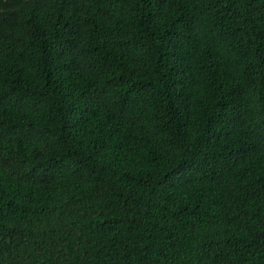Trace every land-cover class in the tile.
<instances>
[{
  "label": "trees",
  "instance_id": "1",
  "mask_svg": "<svg viewBox=\"0 0 264 264\" xmlns=\"http://www.w3.org/2000/svg\"><path fill=\"white\" fill-rule=\"evenodd\" d=\"M0 264H264V0H0Z\"/></svg>",
  "mask_w": 264,
  "mask_h": 264
}]
</instances>
